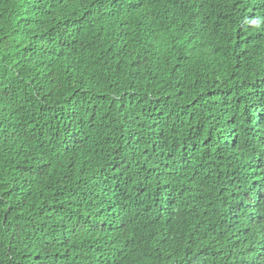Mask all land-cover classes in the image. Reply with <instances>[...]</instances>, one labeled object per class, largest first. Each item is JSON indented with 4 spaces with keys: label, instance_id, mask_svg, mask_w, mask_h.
<instances>
[{
    "label": "trees",
    "instance_id": "obj_1",
    "mask_svg": "<svg viewBox=\"0 0 264 264\" xmlns=\"http://www.w3.org/2000/svg\"><path fill=\"white\" fill-rule=\"evenodd\" d=\"M260 162L264 0H0V264H264Z\"/></svg>",
    "mask_w": 264,
    "mask_h": 264
},
{
    "label": "rangeland",
    "instance_id": "obj_2",
    "mask_svg": "<svg viewBox=\"0 0 264 264\" xmlns=\"http://www.w3.org/2000/svg\"><path fill=\"white\" fill-rule=\"evenodd\" d=\"M230 143V145L231 146H235V144L232 142V141H230L229 142ZM258 166H260L263 170H262V172H264V162H260V163H256Z\"/></svg>",
    "mask_w": 264,
    "mask_h": 264
}]
</instances>
